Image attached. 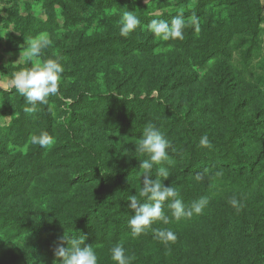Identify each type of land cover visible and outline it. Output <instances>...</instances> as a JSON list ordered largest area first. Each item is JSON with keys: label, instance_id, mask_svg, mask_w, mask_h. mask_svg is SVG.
Segmentation results:
<instances>
[{"label": "rangeland", "instance_id": "obj_1", "mask_svg": "<svg viewBox=\"0 0 264 264\" xmlns=\"http://www.w3.org/2000/svg\"><path fill=\"white\" fill-rule=\"evenodd\" d=\"M234 2L0 0V264H59L53 248L64 234L83 236L106 264H116L118 243L131 264H264V167L238 181L217 160L234 151L264 161V0H238L241 10ZM128 10L140 24L125 37L120 19ZM178 15L183 39L149 28ZM42 35L52 43L34 59H56L64 72L59 94L30 113L12 78L32 67L21 53ZM149 125L169 141L164 185L187 207L209 202L177 220L166 200L169 222L133 237L130 197L146 202L139 192L149 158L136 146ZM252 126L256 134L245 138ZM45 132L52 145L31 143ZM204 135L209 146L200 145ZM190 158L204 165L199 176L186 172ZM153 229H171L177 239L165 244Z\"/></svg>", "mask_w": 264, "mask_h": 264}, {"label": "clouds", "instance_id": "obj_2", "mask_svg": "<svg viewBox=\"0 0 264 264\" xmlns=\"http://www.w3.org/2000/svg\"><path fill=\"white\" fill-rule=\"evenodd\" d=\"M195 26V31H200L198 18L193 15L189 21ZM140 24V19L135 15V11H126L120 19V35L127 37ZM185 20L182 15L173 17L171 24L163 20H152L149 28L157 37L164 40L183 39V28ZM52 41L47 36H39L35 39H27V51L21 53V56L27 57L32 61V67L28 70H22L13 74L12 83L15 89L24 96L30 107H26V112H35L37 102L47 104V97L59 94V85L61 74L64 67L56 60L48 58L42 63L34 58L41 55V51L47 48ZM20 56V58H21ZM53 137L46 132L39 136L33 135L31 143L46 148L54 143ZM201 146H209L210 141L207 135L200 139ZM137 151L148 154V159L143 160L141 168L144 170L142 189L139 192L140 197L146 198V202H141L136 195L130 197L129 207L135 210V214L129 220L132 236L137 237L146 229L151 227L156 220H162L163 223L169 222L168 217L163 211L164 202L167 200L168 208L172 210V215L177 219L182 217L191 218L193 214H201L207 206L208 197H202L194 201L190 207H187L183 200L179 198V192L172 186H165L170 172L163 166L168 161L169 141L163 136L162 132L155 126L149 125L142 134V139L136 146ZM154 165H161L156 170L155 179H153L152 169ZM229 203L237 211H240L242 205L239 200L232 197ZM155 237L161 242L167 244L175 242L177 237L171 229L157 230L153 229ZM65 242L67 247H65ZM56 261L59 264H98V257L95 249L91 245H86L84 237H75L62 235L57 238L53 248ZM62 258V259H61ZM111 259L116 264H131L133 257L126 254L122 243H118L111 248Z\"/></svg>", "mask_w": 264, "mask_h": 264}, {"label": "trees", "instance_id": "obj_3", "mask_svg": "<svg viewBox=\"0 0 264 264\" xmlns=\"http://www.w3.org/2000/svg\"><path fill=\"white\" fill-rule=\"evenodd\" d=\"M238 1V0H237ZM233 0V2L235 3V10H241V6L238 4V2ZM243 13H245V11H243ZM251 15L248 14V17H250ZM250 31L255 32V34L258 31L257 27L253 26V22L251 23L250 26ZM256 124V123H255ZM254 124V125H255ZM238 127V126H237ZM238 129V128H236ZM252 129V132L250 131H244L242 135L245 136V138L251 139L253 137V135L256 134L257 130L256 128H250ZM227 154H229V152H227L226 154H224V157L221 156V158H218L217 160L219 162L222 163L223 166H226L228 168H230L234 174L235 177L238 181L240 180H244L245 178H247L248 176H251V178H254L255 174L257 171H263L261 168L264 167V161H263V157L261 156H254L256 157V159H254V157L252 155H242L239 154V152H232L233 156L232 159H230ZM193 158H190L189 160L185 161L186 162V172L187 173H192L195 176H199V174L203 173L201 172V170H199V168L204 167V165H200L197 166L195 165V167H193ZM205 169V168H204ZM261 169V170H260ZM264 175V172H263ZM180 198V196H179ZM120 231V230H118ZM117 231V232H118ZM105 256H102L103 259H105ZM106 264V262L101 261V258H99L98 264Z\"/></svg>", "mask_w": 264, "mask_h": 264}]
</instances>
